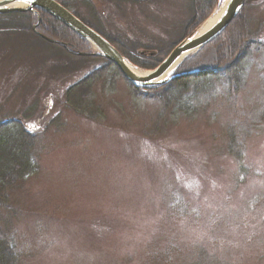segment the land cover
Here are the masks:
<instances>
[{"label":"rangeland","instance_id":"1","mask_svg":"<svg viewBox=\"0 0 264 264\" xmlns=\"http://www.w3.org/2000/svg\"><path fill=\"white\" fill-rule=\"evenodd\" d=\"M63 1L100 32L146 45L175 41L192 15V0ZM249 12L256 29L264 0ZM262 47L229 104L172 116L112 65L85 100L68 95L109 61L95 54L70 78H52L48 69L66 64L57 46L0 29V122L37 107L31 127L41 153L39 173L9 190L13 206L2 210L18 264H264ZM173 193L185 213L171 216Z\"/></svg>","mask_w":264,"mask_h":264},{"label":"trees","instance_id":"2","mask_svg":"<svg viewBox=\"0 0 264 264\" xmlns=\"http://www.w3.org/2000/svg\"><path fill=\"white\" fill-rule=\"evenodd\" d=\"M58 1L70 8L65 1ZM218 3L219 0H192V15L184 24L181 36L167 44L157 42L146 45L138 40L126 42L99 32L131 62L145 69H153L184 37L209 18ZM251 3L252 0H247L240 13L221 34L195 55L186 58L175 71L182 73L195 70L194 73L178 75L166 84L152 87H141L131 83L135 91L154 99L161 106L162 112L172 116L194 117L201 111H207L215 103L229 104L245 88L253 49L262 50L264 46V39L258 37L263 31L264 23L256 29L253 28L249 12ZM39 12L41 18L37 30L58 42H50L34 31L33 25L38 22V16L32 11L0 14V29H8L10 32L25 34L32 38L33 36L42 38L45 42L57 46L59 51L54 54L66 64H55L49 68L48 71L52 73L50 77L59 75L60 79L66 80L74 71H79L80 68L87 67L100 58L95 54H80L90 53L88 40L52 15L42 10ZM75 14L79 16L78 13ZM140 48L155 49L156 53L147 56L139 52ZM109 65L114 66L109 62L87 74L68 90V95L72 90H77L80 91L78 95L85 100L91 95L92 84L101 77ZM114 67L121 73L116 66ZM36 108L31 106L25 109L21 116L0 122V264H18L20 261L21 252L13 242V231L1 223L2 210H11L13 206V196L8 191L21 180L27 181L39 173L41 155L39 135L37 130L31 127L33 123L31 117L36 114ZM234 140V133L229 129V148H232ZM171 198L168 204L171 216L177 212L185 213L183 198L178 193H173Z\"/></svg>","mask_w":264,"mask_h":264},{"label":"water","instance_id":"3","mask_svg":"<svg viewBox=\"0 0 264 264\" xmlns=\"http://www.w3.org/2000/svg\"><path fill=\"white\" fill-rule=\"evenodd\" d=\"M15 1L24 2L26 6L10 7L9 5L14 3ZM245 2L246 0H228L222 15L208 31L198 36L196 35L198 29L193 31L190 35L179 42L157 67L150 70L145 75H140L134 72L129 67L127 60L123 56V54H121V52L111 42H109L95 29L83 22L79 17L69 11L63 4H61L57 0H0V14L21 12L26 10H31L33 12H38L37 9L43 10L60 20L62 23H64L84 39L90 41L99 50L102 56L117 65L123 75L130 82L139 86L151 87L163 85L178 75L194 73L195 71H190L165 76L185 54H188L192 51L196 53L198 50H200V48H202L213 39H215L219 34H221V32L226 29L229 23L240 13L245 5ZM38 17L40 20L39 12ZM36 26L37 24H35L34 30H36ZM43 37L49 41H54L47 36ZM182 61H180L179 64Z\"/></svg>","mask_w":264,"mask_h":264},{"label":"bare ground","instance_id":"4","mask_svg":"<svg viewBox=\"0 0 264 264\" xmlns=\"http://www.w3.org/2000/svg\"><path fill=\"white\" fill-rule=\"evenodd\" d=\"M10 6H13V7H16V6H20V7H23V6H26V4L24 2H21V1H15L14 3H12ZM226 6V5H225ZM225 6L219 8L217 11H215L209 18H207L205 20V22L203 23V25L199 28L198 32H197V36L198 35H201L203 34L204 32L208 31L217 21L218 19L220 18V16L222 15L223 11H224V8ZM201 49V48H200ZM192 53H194V51L188 53V54H185L170 70L169 72L165 75L167 76L175 67H177V65L179 64L180 61L186 59L187 57L191 56ZM127 63L129 65V67L134 71L136 72L137 74H140V75H145L147 74L149 71L147 70H143V69H139L138 67L134 66L132 63H130L128 60H127ZM164 76V77H165Z\"/></svg>","mask_w":264,"mask_h":264}]
</instances>
